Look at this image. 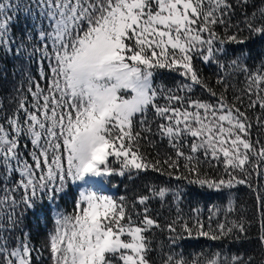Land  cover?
<instances>
[{
  "label": "trees",
  "instance_id": "1",
  "mask_svg": "<svg viewBox=\"0 0 264 264\" xmlns=\"http://www.w3.org/2000/svg\"><path fill=\"white\" fill-rule=\"evenodd\" d=\"M191 1L187 57L163 52L153 102L112 141L139 166L109 158L100 188L143 264H264V0ZM123 6L0 0V264H61L84 213L66 160L93 104L78 61ZM181 110L204 120L175 127Z\"/></svg>",
  "mask_w": 264,
  "mask_h": 264
},
{
  "label": "rangeland",
  "instance_id": "2",
  "mask_svg": "<svg viewBox=\"0 0 264 264\" xmlns=\"http://www.w3.org/2000/svg\"><path fill=\"white\" fill-rule=\"evenodd\" d=\"M116 15L114 24L102 29L101 39L93 41L78 61L91 85L93 104L83 119L86 124L76 128L67 143L66 160L75 169L72 180L79 187L84 213L61 247V264H103L110 253L124 264H143L141 229L119 222L112 227L114 204L100 188L101 178L110 171L109 158L139 166L113 142L121 143L119 135L130 127L132 117L153 102L151 68L166 50L187 57L195 32L191 0H124ZM126 37L131 45L125 44ZM176 112L175 127L182 112L192 126L204 120L203 111L201 119L193 110ZM177 132L187 134L180 127Z\"/></svg>",
  "mask_w": 264,
  "mask_h": 264
}]
</instances>
